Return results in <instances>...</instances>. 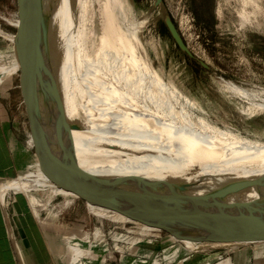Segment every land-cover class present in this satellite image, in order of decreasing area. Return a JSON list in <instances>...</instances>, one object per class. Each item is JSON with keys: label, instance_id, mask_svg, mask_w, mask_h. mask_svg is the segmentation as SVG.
I'll return each mask as SVG.
<instances>
[{"label": "rangeland", "instance_id": "374dc122", "mask_svg": "<svg viewBox=\"0 0 264 264\" xmlns=\"http://www.w3.org/2000/svg\"><path fill=\"white\" fill-rule=\"evenodd\" d=\"M81 2L88 8L87 0ZM249 4L246 25L238 14L242 0H129V9L136 19L139 44L175 102L208 125L264 140V0ZM166 18L176 27L186 51L172 36ZM0 73L11 79L0 89V102L20 141L52 162L53 181L85 188L69 187L67 205L57 197L42 210L41 217L52 222L45 228L57 237L98 231L110 241L115 233L143 232L159 242L149 249H165L166 224L153 231L143 227L151 224L149 217L123 221L135 211L140 194L56 66L35 0H0ZM160 107L154 115L168 131ZM72 196L82 197L70 202ZM128 200L131 204L125 207ZM145 208L150 209L147 204ZM179 231L187 241L201 233L185 222L179 224ZM224 242L207 236L188 249L220 253L231 261L248 259L255 250L264 253V240L232 246Z\"/></svg>", "mask_w": 264, "mask_h": 264}, {"label": "bare ground", "instance_id": "6f19581e", "mask_svg": "<svg viewBox=\"0 0 264 264\" xmlns=\"http://www.w3.org/2000/svg\"><path fill=\"white\" fill-rule=\"evenodd\" d=\"M87 2L88 8L81 0H52V5L68 60L75 63L76 58L83 72L82 80L87 84L83 92L89 93L92 105L85 104L70 80L65 79L105 137L114 134L131 147L148 145L157 149L161 154L145 155L143 166L152 177L167 179L169 183L163 186L178 195L220 181L246 161L264 159V140L208 125L185 105L174 101L172 92L152 68L139 44L129 0ZM249 2L242 0L238 10L243 25L249 21ZM159 106L169 132L154 115ZM34 163L26 167L30 173L20 176L21 183H36L49 203L53 202L52 189L66 198L69 187L45 182L47 175L41 162L36 159ZM89 206L94 214V206ZM41 222L50 227L49 221ZM197 229L201 233L192 234L186 247L194 248L207 236L223 239L224 246L249 243L264 235V208L235 213L216 230Z\"/></svg>", "mask_w": 264, "mask_h": 264}, {"label": "crops", "instance_id": "0c3cea01", "mask_svg": "<svg viewBox=\"0 0 264 264\" xmlns=\"http://www.w3.org/2000/svg\"><path fill=\"white\" fill-rule=\"evenodd\" d=\"M10 80L0 73V89L3 90ZM3 112L4 106L0 102V264H264V253L260 250L253 251V256L248 259L241 256L235 261L223 259L220 253L196 252L177 242L168 228L165 249H149L154 245L157 247L159 242L148 239L143 232L139 236L115 233L111 241L103 239V234L98 231L57 237L41 222L44 219L52 223L41 217V211L53 202L44 199L36 183H21L20 176L30 173L26 167L34 165L38 156L47 175L43 177L44 181L60 183L52 180L51 165L44 157L20 141ZM38 183L41 186L40 179ZM50 193L53 201L60 197L54 189ZM69 198L70 202L77 199L76 196ZM63 199L67 205V199ZM51 214L54 216L52 211ZM131 218L124 216L123 221L132 222ZM147 224L143 227L153 231L164 228ZM245 252L249 253L241 251V254Z\"/></svg>", "mask_w": 264, "mask_h": 264}, {"label": "water", "instance_id": "95a60500", "mask_svg": "<svg viewBox=\"0 0 264 264\" xmlns=\"http://www.w3.org/2000/svg\"><path fill=\"white\" fill-rule=\"evenodd\" d=\"M35 1L44 39L56 66L64 78L70 80L78 97L88 104L89 93L83 92V89L87 88L86 82L82 80L83 72L78 68L76 58L75 63L74 60H68L67 47L61 36L60 24L56 22L52 0ZM165 23L179 47L186 51L187 47L172 21L166 18ZM89 104L92 105L91 102ZM106 139L115 158L123 165L126 175L140 194L141 201L134 204L135 211L126 216H133L137 221L149 217L151 224L161 226L166 224L174 239L183 245H187V240L179 231L180 223L185 222L203 230H216L235 213L264 208V159L246 161L220 181L200 187L191 193L178 195L170 193L163 186L169 183L167 179L152 177L143 166L145 155L161 154L157 149L150 148L148 145L131 147L114 134H106ZM47 162L52 168V162ZM73 188L85 189L80 186L74 187V185ZM86 191L85 197L88 198V190ZM141 202L142 205H140ZM130 204L128 200L125 207H129ZM145 204L149 206V210L145 208ZM262 240L264 235L255 239V241Z\"/></svg>", "mask_w": 264, "mask_h": 264}, {"label": "trees", "instance_id": "16d2710c", "mask_svg": "<svg viewBox=\"0 0 264 264\" xmlns=\"http://www.w3.org/2000/svg\"><path fill=\"white\" fill-rule=\"evenodd\" d=\"M92 116V115H91ZM97 128H98V131H100L101 133H102V137L104 138V140L106 141V143H107V139H106V137H105V134L103 133V131H101L100 129H99V127L97 126ZM108 144V143H107ZM110 151H111V153L113 154V151L110 149ZM113 156H114V154H113ZM115 158V157H114Z\"/></svg>", "mask_w": 264, "mask_h": 264}, {"label": "built area", "instance_id": "2783aa9c", "mask_svg": "<svg viewBox=\"0 0 264 264\" xmlns=\"http://www.w3.org/2000/svg\"><path fill=\"white\" fill-rule=\"evenodd\" d=\"M10 203V201H8V204Z\"/></svg>", "mask_w": 264, "mask_h": 264}]
</instances>
